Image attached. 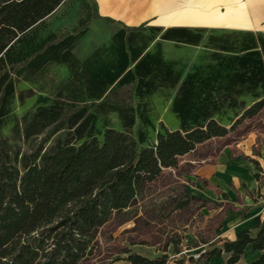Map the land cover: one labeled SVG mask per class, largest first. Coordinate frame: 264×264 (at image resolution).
I'll return each instance as SVG.
<instances>
[{
	"label": "trees",
	"instance_id": "1",
	"mask_svg": "<svg viewBox=\"0 0 264 264\" xmlns=\"http://www.w3.org/2000/svg\"><path fill=\"white\" fill-rule=\"evenodd\" d=\"M65 1L0 0V264H90L99 230L132 206L147 175L264 111V34L211 32L209 63L183 77L179 63L164 58L160 43L149 50L154 34L195 46L206 28H129L100 17L96 2L84 0L90 19L108 27L111 37L80 59L76 52L89 25L41 35L45 20ZM53 65L65 67L68 78L57 85L53 98L38 97L39 106L23 117L22 129L17 125L12 141L42 136L31 153L21 154L2 133L13 113L17 81L37 83ZM170 90H176L171 111L179 129L162 128L153 145L143 146L146 132L133 129L138 120L148 122L142 101ZM128 94L138 100L136 106L126 100ZM111 112L118 113L122 130L106 126L99 141L96 123ZM64 130L73 131L47 146ZM255 228V233L239 231L233 241L199 259L210 264L225 253V264H236L251 245L261 255L249 264H264V222L258 219ZM123 253L107 264L170 261L165 254L150 259L129 248Z\"/></svg>",
	"mask_w": 264,
	"mask_h": 264
},
{
	"label": "rangeland",
	"instance_id": "2",
	"mask_svg": "<svg viewBox=\"0 0 264 264\" xmlns=\"http://www.w3.org/2000/svg\"><path fill=\"white\" fill-rule=\"evenodd\" d=\"M83 1L66 0L45 20L41 29L43 36L50 33L63 35L82 25H89L90 29L80 39L76 52L80 59L86 57L94 47L109 44L111 37L108 27L90 19V8ZM229 31L235 30L232 27L207 28L204 38L195 46L163 41L161 33H157L154 34L155 38L150 43L149 50H154L156 44L160 43L164 58L178 62L185 77L195 66L209 63L211 51L207 48V38L211 32L219 34ZM259 31L264 34L263 29ZM145 34L153 33L146 31ZM67 78L65 67L53 65L37 83L21 79L17 81L13 113L2 133L11 139L12 144L16 143L15 149H20L21 154L31 153L40 143L42 136L31 138L26 143L12 141L17 137V125L22 129L23 117L33 113L39 106L38 97L53 98L54 89ZM175 93L176 90L160 91L142 101V110L148 122L142 124L138 120L133 129L135 131L141 127L146 132V142L143 146L153 145L157 133L162 131V128L170 131L179 129V122L171 111ZM125 98L132 105L138 104V100L129 94ZM250 100L246 99L247 104ZM224 123L227 128L231 127L230 123ZM106 126L122 130V122L117 112L109 113L105 120L96 123L95 134L99 141H102ZM72 131L64 130L53 136L47 146L58 137L67 139ZM86 131L88 132V128ZM83 140L76 143L79 144ZM225 157L228 162L241 159L252 163L258 188L250 193V196L254 199H264V111L259 116L236 125L225 137L211 139L197 146L191 153L175 158L170 167L158 168L147 175L146 185L132 206L114 216L99 230L98 247L90 264H107L116 258H123V251L133 246H137L135 253L142 252L153 256L152 252H146L143 248L153 246L168 258L180 259V254L183 253V259L187 260V256L193 258L190 264H204L202 259L194 256L220 246L218 242L221 222L224 216L235 208L218 190L217 199L213 201L193 199L189 191L194 187L200 190L209 188L210 182L199 175L201 167L222 162ZM241 187H245L242 182Z\"/></svg>",
	"mask_w": 264,
	"mask_h": 264
},
{
	"label": "crops",
	"instance_id": "3",
	"mask_svg": "<svg viewBox=\"0 0 264 264\" xmlns=\"http://www.w3.org/2000/svg\"><path fill=\"white\" fill-rule=\"evenodd\" d=\"M94 1L100 17L109 18L129 28L140 26L163 29L232 27L234 30L259 33H261L259 30H264V0ZM260 164L263 167V164ZM199 175L207 179L211 185L205 190L192 188L189 191L192 198L213 201L217 199L216 190H218L231 204H234L235 208L233 212H228L221 222L218 242L220 246L217 248H222L226 240L233 241L241 230L248 229L255 233L257 220L264 222V199H254L250 196L258 188L252 163L241 159L228 162L225 157L222 162L202 166ZM241 182L245 184V187H241ZM136 247L133 246L130 250L135 253ZM143 248L146 252H152L153 256L142 252L136 253L150 259L162 256L156 247ZM260 255L259 251H254L251 245H248L236 264H249ZM228 257V254L223 253L220 258L213 257L210 264H225ZM183 258H185L183 253L180 259L169 258V264H190V256H187V260ZM177 260H184V262L179 263ZM112 264L130 263L120 260Z\"/></svg>",
	"mask_w": 264,
	"mask_h": 264
},
{
	"label": "built area",
	"instance_id": "4",
	"mask_svg": "<svg viewBox=\"0 0 264 264\" xmlns=\"http://www.w3.org/2000/svg\"><path fill=\"white\" fill-rule=\"evenodd\" d=\"M199 256H200V254H198V255H195L194 257H195V258H199Z\"/></svg>",
	"mask_w": 264,
	"mask_h": 264
}]
</instances>
